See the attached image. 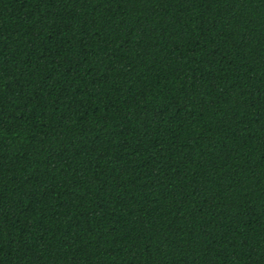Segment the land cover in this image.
<instances>
[{"label":"trees","instance_id":"16d2710c","mask_svg":"<svg viewBox=\"0 0 264 264\" xmlns=\"http://www.w3.org/2000/svg\"><path fill=\"white\" fill-rule=\"evenodd\" d=\"M0 264H264V0H0Z\"/></svg>","mask_w":264,"mask_h":264}]
</instances>
